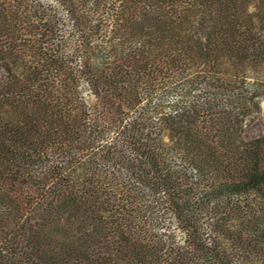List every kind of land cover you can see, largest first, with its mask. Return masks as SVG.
Listing matches in <instances>:
<instances>
[{
    "label": "trees",
    "instance_id": "obj_1",
    "mask_svg": "<svg viewBox=\"0 0 264 264\" xmlns=\"http://www.w3.org/2000/svg\"><path fill=\"white\" fill-rule=\"evenodd\" d=\"M264 0H0V264H264Z\"/></svg>",
    "mask_w": 264,
    "mask_h": 264
},
{
    "label": "rangeland",
    "instance_id": "obj_2",
    "mask_svg": "<svg viewBox=\"0 0 264 264\" xmlns=\"http://www.w3.org/2000/svg\"><path fill=\"white\" fill-rule=\"evenodd\" d=\"M262 133H264V105H263L262 120L260 122H257L253 126V128L247 131V136L252 137V136H257Z\"/></svg>",
    "mask_w": 264,
    "mask_h": 264
}]
</instances>
